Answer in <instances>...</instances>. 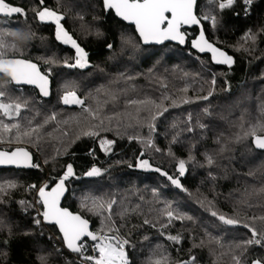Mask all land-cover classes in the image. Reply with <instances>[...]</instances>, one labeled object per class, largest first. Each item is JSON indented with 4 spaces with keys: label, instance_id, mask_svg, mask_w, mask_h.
I'll list each match as a JSON object with an SVG mask.
<instances>
[{
    "label": "trees",
    "instance_id": "obj_1",
    "mask_svg": "<svg viewBox=\"0 0 264 264\" xmlns=\"http://www.w3.org/2000/svg\"><path fill=\"white\" fill-rule=\"evenodd\" d=\"M69 1L68 6L64 3L67 15L62 23L88 52L89 67L70 68L49 63L48 66L54 69V74L49 75L53 81L50 99L42 98L31 87L8 86L13 96L29 102L28 108L22 110L21 123L27 120H32L33 124L42 122L53 113L57 119L45 130L52 132L53 136H45L38 148L34 144L16 142L0 145V149L6 150L26 146L34 153L35 163L40 164L36 150L44 161L48 160L46 166L39 169H0V183L13 181L17 185L5 198L6 202L0 204V221L3 222L0 224V263L40 264L38 257L41 255L48 256V264H66V261L76 260L74 254L67 251L62 256L56 255L55 249L62 248V245L55 241L52 234L58 235V230L53 226H35L32 223L35 210L28 208L25 212L20 203L36 199V190L29 189L28 185H42L47 178L51 184L53 178L58 179L66 166L72 164L75 176L67 181L69 193L63 206L84 215L92 223L94 231L100 229L101 218L81 208L83 198H115L129 208L137 204L141 206L139 213L127 217L121 230L125 235L130 234L134 247L129 252L135 264H145L157 246L172 264L190 256L196 257V264H233L230 255L222 254L227 252L226 245L245 238L249 233L243 228L219 224L205 211V207L211 201L216 210L227 215L236 212L241 216L264 215V208L259 206L264 205V193L258 192L264 187V152L255 149L249 139L228 143V151L219 154L220 145L216 143L221 136L227 142L243 122L264 120V0H253L247 12L240 3L220 10L215 0L198 1V15L216 17L215 27L210 20L203 21L205 32L210 42L233 57L231 66L213 62L211 54H200L190 45L186 48L172 43L145 46L133 26L119 20L113 12L103 10L101 0H76L74 4ZM8 2L24 8L27 17L0 16V32L23 29L35 34L28 44L31 48L29 54L9 53L10 57L32 60L45 73L48 66L42 61L64 59L73 62L75 50L55 39L53 24L41 23L34 18L32 9L40 7L37 0ZM45 5L57 8L55 0H45ZM249 30L255 34L254 41L244 40ZM97 31L101 35L97 36ZM188 34L190 42L197 36L198 28L189 30ZM122 38H130L131 43ZM109 44L112 48H108ZM6 79L0 76V81ZM213 79L216 81L214 85ZM63 82L74 86L87 105L95 108L97 102H101L103 115L112 117L120 113L111 125L105 121L106 127L112 130H101L96 138L81 136L75 139L87 126L82 123L77 127L70 119L82 115L80 106L64 105L57 99ZM162 84H166L167 88ZM97 89L101 91L97 92ZM106 91L116 94L118 99L112 102L110 96H105ZM209 92L212 95L208 100L200 99ZM165 95L171 99L163 100ZM106 99L109 102L104 104ZM146 99L157 103L163 100L160 111L163 108L168 110L153 121L151 117L157 109L149 105L151 111L142 110L137 123L128 114L135 117L138 106L129 105L127 101ZM172 99L178 106H172ZM186 99L191 102L184 103ZM62 121L69 123L64 125ZM117 121L120 122L118 129ZM149 122L155 125V131L151 133ZM199 124L206 127L200 128ZM189 127H193L194 131L188 132ZM61 130L69 131V136H61ZM149 135L161 152L146 147L140 140L129 139L130 136L147 139ZM173 137L177 138V143H172ZM101 138L115 141L110 151L100 148ZM169 147L175 158L167 155ZM189 154L195 157V161L186 164V173L180 177L186 192L172 186L155 171L129 167V164L135 165L137 157H140L148 159L154 168L160 167L176 175L179 159L187 161ZM205 154L212 155L216 160L211 167L206 163ZM93 166L100 168L102 174L86 178L85 173ZM249 172L255 175L249 176ZM242 201L255 206L247 208ZM169 204L193 219L183 223L173 221L170 227L163 229L165 235L162 236L158 229L160 222L166 220L159 210ZM117 208L119 204L114 206V209ZM144 218L156 222L157 227L143 225ZM257 227H260L259 222ZM177 234L183 237L180 243L167 239L168 235ZM213 237L220 239L225 247L209 243ZM201 240L204 241L202 247H193ZM260 256H264V248L254 247L250 249L248 259Z\"/></svg>",
    "mask_w": 264,
    "mask_h": 264
},
{
    "label": "snow or ice",
    "instance_id": "obj_2",
    "mask_svg": "<svg viewBox=\"0 0 264 264\" xmlns=\"http://www.w3.org/2000/svg\"><path fill=\"white\" fill-rule=\"evenodd\" d=\"M60 0H57V4ZM217 7L220 10L230 8L237 3L243 5L245 12L253 0H215ZM37 4L40 7L32 9L34 18L38 19L41 23H51L55 26V39L64 45H70L75 50V56L73 62L69 63L68 60L64 61V66L70 68H86L89 67L88 52L78 43L73 35L65 28L62 21L66 20V16L62 11L55 8H49L45 5V0H37ZM102 8L105 12H114L115 16L122 21L128 22L134 25L135 31L138 34L139 39L144 44L155 43L163 44L165 41H175L183 45L186 42L185 31H182L184 26H200L199 35L196 39L191 41V46L197 49L199 52H210L211 59L217 64H224L231 66L234 63L233 57L229 56L225 51L215 46L205 36V30L203 28V21H211L212 26L215 27L217 20L215 16L204 15L200 16L197 12V0H101ZM21 15L27 17V11L19 6L10 4L8 0H0V16L12 17L13 15ZM83 20V16L80 17ZM34 33L30 30L19 29L16 31L0 32V76L7 77L6 80L0 81V145L2 144H17L28 143L34 144L39 147V144L44 140L45 136L52 137V132L45 131L47 126L56 121V114L53 113L46 117L42 122L33 124L32 120H27L26 123H21L22 110L28 108V100H21L20 97L13 96L9 89V85H34L39 89V94L43 97L50 95L49 90V75L51 69L47 73L41 72L36 63L31 60L10 57L9 53H22L24 48L33 40ZM99 36L101 33L96 32ZM125 39L126 43H131L130 38ZM245 41L255 40V34L249 30L244 37ZM108 48H112L109 44ZM48 63H55V61H46ZM130 79V78H129ZM215 79L212 80V84H215ZM167 88L166 84L161 85ZM66 90L60 97V101L64 105H77L82 109V115L70 118L74 121L77 127L83 123L87 127L82 128L77 134L75 139H80L81 136L96 138L100 136V131H111V127H106L105 121L108 125H111L112 121L116 117L120 116V113H116L112 117L103 115V104L97 102V106L93 108L86 104V100L82 99L77 92L72 89L69 90L68 85L65 86ZM97 89V92H100ZM186 91V89H185ZM212 95L209 92L207 96L200 97V99L208 100ZM105 96H110L111 101L115 102L118 97L114 93L105 92ZM171 99L169 96H164L163 100ZM163 100L157 103L153 100H129L127 104L137 105L136 116L133 117L131 113L128 114L130 119H136L139 123V113L142 110L151 111L148 108L149 105L157 109L156 114L151 117L154 121L157 116L163 115V111H167V108H163L160 111ZM109 101L106 99L103 103L106 104ZM184 103L191 101L184 100ZM172 106H178L174 99L171 100ZM207 113V109H205ZM191 121V117H189ZM95 122V123H94ZM64 125H67L68 121H62ZM120 126V122L117 121V129ZM131 126V125H129ZM200 128L206 127L204 124L198 125ZM148 127L150 133L155 131L154 123L149 122ZM54 129L53 131H55ZM188 132H193L194 128L189 127ZM69 131L61 130V136H69ZM56 138V137H54ZM58 139V138H57ZM130 140L136 139L143 142L146 147L152 148L156 152H161L159 147H156L151 135L147 139L139 136H130ZM251 141L252 146L264 152V120H256L253 122H243L239 125L238 130L233 134L227 142L223 140V137H218L216 143L220 145L219 154H223L228 151V143H240L244 140ZM73 143L75 140L72 141ZM176 137H173L172 143H177ZM115 144L114 140L106 138L100 139V148L108 152ZM194 147V146H193ZM59 154V150H57ZM167 155L175 158V154L172 152L171 147L167 151ZM143 156V153H141ZM205 160L209 167L216 163V160L212 155L205 154ZM195 161V157L191 154L188 156V160L179 159L178 161V174L173 175L164 171L160 167H153L148 159H142L137 157L135 165L129 164V167H138L144 170H152L165 177L172 186L181 191H187L181 183L180 177H183L186 173V164ZM44 163H48L45 160ZM0 165H14L17 168L39 169L41 165L33 161V154L26 148L17 146L13 150L0 151ZM202 167L204 165H201ZM102 174L101 169L93 166L85 175L89 177L100 176ZM211 175V173H209ZM249 176H254V172H249ZM75 176V172L72 164L66 166V170L59 176L58 179L53 178L51 184L45 182L42 185H28L29 189L36 190V199L33 202L21 201L24 206L23 210L27 212L28 208L35 210V216L32 217V223L40 227L41 225H51L58 230V235L55 239L62 244L61 247L55 249L57 256H62L64 251L69 254H74L75 261H66V264H135L130 257L129 250L134 247L129 235L122 233V229L125 227L127 217L134 213L141 211V206L137 204L134 208H129L123 201H117L115 198L104 200L100 197H85L81 200V208L88 213L101 218V227L99 230H92L90 228V221L84 217L80 212H72L67 207L61 205V200L64 198L67 191L66 181L70 177ZM17 187L13 181H6L0 183V204L6 202L5 198L9 196L10 192ZM259 193H264V187L258 190ZM143 199V197H141ZM201 206L204 207V202L201 201ZM247 208L254 207L247 201H242ZM119 204V208L114 209V206ZM39 205V207H37ZM264 208V205H259ZM160 214L165 218L166 222H160L158 231L160 235H165L163 229H167L173 223V221H180L183 223L185 220H192L191 216H186L172 208V206L166 205L163 209H160ZM205 211L209 215L219 222L221 225L230 226L232 228H243L249 233L243 239L234 241L227 244V252L222 253L224 255H230L233 264H264V256L248 259L250 249L254 247L264 248V215L245 214L241 216L239 212L234 215H227L221 213L215 209L211 201L207 202ZM257 222L260 223V227H257ZM3 222L0 221V224ZM143 225H149L156 228L157 223L147 218L143 219ZM30 235L31 233H26ZM43 235V232H41ZM52 239V237H50ZM167 239L180 243L183 239L182 235H168ZM216 243L220 247H225V244L217 238H211L209 243ZM204 241L201 240L199 245L194 244L193 247H202ZM40 264H48V256L41 255L38 257ZM145 264H172L170 258L157 249L153 251ZM175 264H196V257L190 256L186 260L176 261Z\"/></svg>",
    "mask_w": 264,
    "mask_h": 264
},
{
    "label": "water",
    "instance_id": "obj_3",
    "mask_svg": "<svg viewBox=\"0 0 264 264\" xmlns=\"http://www.w3.org/2000/svg\"><path fill=\"white\" fill-rule=\"evenodd\" d=\"M198 1L199 0H197V3H198ZM20 7V6H19ZM114 13V12H113ZM18 16V14L17 15H13L12 17H17ZM1 17H4V16H1ZM12 17H10V18H12ZM24 17V16H23ZM118 18V17H117ZM119 20H121L120 18H118ZM122 21V20H121ZM124 23H126V24H128V25H131V24H129L128 22H125V21H123ZM131 26H133L134 27V25H131ZM194 28H198V34H197V36L194 38V39H196L197 37H198V35H199V31H200V26H198V25H193V26H191V27H189V26H184V28H182V31H185L187 34H188V31L189 30H192V29H194ZM203 28H204V24H203ZM204 30H205V28H204ZM71 34V33H70ZM138 35V34H137ZM205 36H206V38L208 39V37H207V35H206V32H205ZM193 40V39H192ZM191 40V41H192ZM209 40V39H208ZM191 41L189 42V34L186 36V42H185V44H183V45H181V44H179L178 42H175V41H165L163 44H155V43H149V44H144L142 41V44L143 45H145V46H162V45H164V44H167V43H172V44H176V45H179V46H181V47H183V48H186L188 45H190L191 46ZM210 42V41H209ZM212 43V42H211ZM216 46V45H215ZM192 47V46H191ZM192 49H194L193 47H192ZM196 52H198V53H200V54H206V53H209V54H211L210 52H199L197 49H194ZM86 51V50H85ZM22 59H26V58H22ZM27 60H29V59H27ZM32 61V60H31ZM33 63H36V62H34V61H32ZM37 64V66L39 67V69H40V71L41 72H44L43 70H42V68H41V66L38 64V63H36ZM45 73V72H44ZM49 81H50V84H49V90H50V95L49 96H47V97H43V96H41L40 94V96L42 97V98H44V99H50L51 98V96H52V91H53V81H52V78L49 76ZM17 87H31V88H34V89H36L38 92H39V89L38 88H36L34 85H19V86H17ZM71 106H76V105H71ZM20 147H26V146H20ZM32 154H33V161L35 162V156H34V153L28 148V147H26ZM13 150V149H12ZM0 151H9V150H6V149H0ZM4 168H13V169H28V168H17L16 166H14V165H0V169H4ZM138 170H144V169H140V168H137ZM85 177L86 178H94V177H96V176H94V177H89V176H87V175H85ZM66 187H67V191H66V193H65V196H64V198H62V200H61V205L63 206V204H64V200H65V198L67 197V195H68V193H69V186H68V183H67V181H66ZM63 207H65V206H63ZM68 208V207H67ZM69 209V208H68ZM70 211H72L71 209H69ZM73 212V211H72ZM75 213V212H74ZM90 228L93 230V228H92V223L90 222ZM1 264V263H0Z\"/></svg>",
    "mask_w": 264,
    "mask_h": 264
},
{
    "label": "rangeland",
    "instance_id": "obj_4",
    "mask_svg": "<svg viewBox=\"0 0 264 264\" xmlns=\"http://www.w3.org/2000/svg\"><path fill=\"white\" fill-rule=\"evenodd\" d=\"M56 1V4H57V0H55ZM210 1H212V0H210ZM70 2L69 0H60V3L59 4H57V10H59V11H62L64 14H65V16L67 15V13H66V11L64 10V3L68 6V3ZM73 2H76V0H72V3ZM74 4V3H73ZM211 22V21H210ZM31 51V48H28V45L24 48V50L22 51V53H24L23 55H27V54H29V52ZM39 56V55H38ZM40 58V57H39ZM44 59V58H43ZM58 59V58H57ZM45 60V59H44ZM52 60V59H51ZM51 60H49V61H51ZM64 59H59V60H56L55 61V63H51L52 65L53 64H62V65H64V61H63ZM46 61H48V60H46ZM46 61H42V62H44L45 63V66H46V64H47V66H48V62H46ZM45 69L48 71L49 69H51V74L50 75H52V74H54V72H53V68H51L50 66H48V67H45ZM66 85H68V86H70L69 87V90H72V89H74L75 90V87L74 86H72V85H70V84H68V83H65V82H63L60 86H59V92H58V95H57V99L60 101V97L63 95V93H64V91L66 90ZM76 91V90H75ZM17 147V146H16ZM30 149V148H29ZM36 152L39 154V162H40V165L41 166H46V164L47 163H44V159H42V157H41V155H40V152L38 151V150H36ZM42 163V164H41ZM45 182H48V183H50V180L47 178L44 182H43V184L45 183ZM35 195H37V193L35 194ZM35 198H36V196H35ZM37 207H39V205H37ZM44 226H51V225H44ZM52 237L55 239V235H52ZM55 241L56 242H58L56 239H55ZM59 243V242H58ZM60 244V243H59ZM61 245V244H60Z\"/></svg>",
    "mask_w": 264,
    "mask_h": 264
},
{
    "label": "flooded vegetation",
    "instance_id": "obj_5",
    "mask_svg": "<svg viewBox=\"0 0 264 264\" xmlns=\"http://www.w3.org/2000/svg\"><path fill=\"white\" fill-rule=\"evenodd\" d=\"M18 16H21V15H18ZM18 16H17V17H18ZM24 18H25V17H24ZM50 25H52V24L50 23ZM52 26H54V25H52ZM54 28H55V26H54Z\"/></svg>",
    "mask_w": 264,
    "mask_h": 264
},
{
    "label": "built area",
    "instance_id": "obj_6",
    "mask_svg": "<svg viewBox=\"0 0 264 264\" xmlns=\"http://www.w3.org/2000/svg\"><path fill=\"white\" fill-rule=\"evenodd\" d=\"M52 235H55V234H52ZM57 235H55V237H56ZM62 245V244H61Z\"/></svg>",
    "mask_w": 264,
    "mask_h": 264
},
{
    "label": "bare ground",
    "instance_id": "obj_7",
    "mask_svg": "<svg viewBox=\"0 0 264 264\" xmlns=\"http://www.w3.org/2000/svg\"><path fill=\"white\" fill-rule=\"evenodd\" d=\"M35 156V155H34Z\"/></svg>",
    "mask_w": 264,
    "mask_h": 264
}]
</instances>
